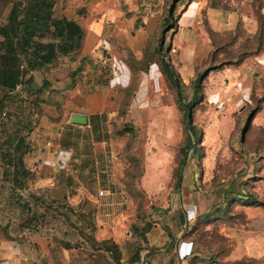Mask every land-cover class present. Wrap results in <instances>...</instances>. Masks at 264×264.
<instances>
[{"label":"rangeland","instance_id":"rangeland-1","mask_svg":"<svg viewBox=\"0 0 264 264\" xmlns=\"http://www.w3.org/2000/svg\"><path fill=\"white\" fill-rule=\"evenodd\" d=\"M29 2L0 0V62L1 30L14 5ZM224 2L239 9L237 0ZM173 33L159 53L164 59L170 47L175 52ZM185 37L191 42L193 36ZM212 40L211 55L199 66L167 63L177 82L160 66H105L112 103L102 115L94 174L72 162L50 185L37 175L25 193L30 212L0 198V229L7 237L25 240L17 235L24 229L44 242L36 264H118L109 246L120 254L119 264H129L136 253L143 264H176L179 242L200 250L198 260L189 256L183 264H264V43L243 27ZM43 75L6 103L10 129L37 127L39 104L63 101L69 87L49 91ZM190 126L198 132L196 142ZM189 140L198 152L189 155L180 183ZM254 242L261 244L260 254H252Z\"/></svg>","mask_w":264,"mask_h":264},{"label":"crops","instance_id":"crops-1","mask_svg":"<svg viewBox=\"0 0 264 264\" xmlns=\"http://www.w3.org/2000/svg\"><path fill=\"white\" fill-rule=\"evenodd\" d=\"M224 1L57 0L55 12L58 8L60 11L55 16L78 25L82 39L72 52L57 55L51 64L28 76L34 81L43 73V82L49 91L69 89L62 102L39 104L41 115L37 127H13L0 132V198L14 203L17 211H21V205L29 203L25 193L31 191L37 175L42 185H50L53 177L67 173L72 162L76 163V168L84 170L83 173L94 174L95 146L104 140L102 115L112 103L108 76H103L107 72L105 66H143L142 69L160 66L163 73L167 63L169 66H199V62L211 55L213 34L224 35L243 27L252 37L257 35L259 21L253 7L255 0H250L251 5L237 0L239 9L231 8ZM262 12L264 14V7ZM173 30L171 44L175 52L170 51V47L164 59L159 53ZM187 32L193 36L191 42L185 37ZM118 70V67L113 68L116 74ZM17 94L14 92L10 98L14 100ZM76 113L88 116V127L69 123L71 115ZM96 125L98 128L94 131ZM19 138H25L23 161L29 174L23 179L22 188L11 182L15 161L9 164L5 158L10 153L15 156ZM7 140L10 143H6ZM18 197L22 198L21 203ZM4 211L2 208L1 213L7 214ZM17 235L25 236V240L11 241L0 229V264H36L38 254L45 250L44 242L24 229ZM253 246L252 254H260L261 244L254 242ZM192 247V242L177 244L176 264H183ZM140 261L133 264H143Z\"/></svg>","mask_w":264,"mask_h":264},{"label":"trees","instance_id":"trees-1","mask_svg":"<svg viewBox=\"0 0 264 264\" xmlns=\"http://www.w3.org/2000/svg\"><path fill=\"white\" fill-rule=\"evenodd\" d=\"M56 3L57 0H30L28 6L25 8L20 4L14 5L10 13L8 26L1 30V36L4 38V54L2 55L0 62V89L5 95L0 97V129L2 128L6 130L8 127L10 128V124L7 122L8 113L6 111V103L10 99L9 96L16 92V86L20 82L21 76L26 79L24 83L31 82L32 77L27 79V76L31 72L48 66L59 54L66 55L72 52L82 39V34L78 25L68 21L64 17L57 18L55 16ZM263 5V0H255L253 4L255 15L259 21V31L257 35L252 38L261 37L264 43ZM173 11L174 7L171 8V15L173 14ZM45 38H48L49 41L44 42ZM22 66H24L23 70L21 69ZM164 73L170 81L177 82L174 72L172 75L171 70H168L167 68V64L164 66ZM199 80L196 82L195 86L197 91L200 88ZM22 91L17 93L21 94ZM197 101L198 98L195 94L188 104L189 107L187 108L186 113L187 118L190 108L196 104ZM20 124H23V120ZM97 128L96 125L94 131H97ZM190 131L194 135L195 142L199 140L196 128L190 126ZM6 143H10V141L7 140ZM24 144L25 138H19V141L14 148L15 156H12L11 153L5 155V158L9 160V164H12L13 161H15V165H13L14 170L10 174L11 182L15 187L19 186L20 188L24 186L23 179L29 177L23 161L25 154L24 149L26 148H24ZM197 152L198 149L195 146V143L192 140H189L187 146L182 150L183 159L179 170L180 175L184 166H187L188 164L189 155ZM18 198V202L21 203L22 198ZM249 198L253 199L252 196H249ZM21 207L22 209H26L27 212H30L33 209L30 203H25L24 205H21ZM211 217L212 214L205 216L206 219ZM151 229L152 226L147 224L146 232L151 231ZM192 244L194 247H192L190 254L187 255L186 258L193 256L194 260H198L199 258L197 257H199L200 250L196 243ZM66 247L67 249L71 248L70 246ZM108 250L114 254L113 257L119 264L121 257L116 250V247L109 246ZM130 260L131 264L140 261V253L133 255Z\"/></svg>","mask_w":264,"mask_h":264},{"label":"water","instance_id":"water-1","mask_svg":"<svg viewBox=\"0 0 264 264\" xmlns=\"http://www.w3.org/2000/svg\"><path fill=\"white\" fill-rule=\"evenodd\" d=\"M179 0H175V2H178ZM191 117H192V112L189 111L188 113V118H187V122L188 124L191 122ZM69 123L71 125H74V126H79V127H88L89 126V118L87 115H84V114H72L70 119H69ZM185 167L186 165L184 166L183 168V171L180 175V183L182 182L183 180V174H184V171H185ZM181 190V185H179V191ZM31 210V208H30Z\"/></svg>","mask_w":264,"mask_h":264},{"label":"built area","instance_id":"built-area-1","mask_svg":"<svg viewBox=\"0 0 264 264\" xmlns=\"http://www.w3.org/2000/svg\"><path fill=\"white\" fill-rule=\"evenodd\" d=\"M21 69L23 70L24 69V66H22ZM25 81H26V79L23 76H21L20 82L16 86V92H21L24 89V86H25V83L24 82Z\"/></svg>","mask_w":264,"mask_h":264}]
</instances>
